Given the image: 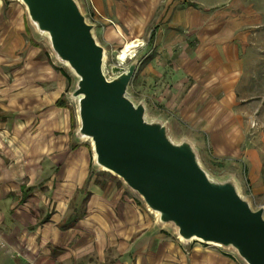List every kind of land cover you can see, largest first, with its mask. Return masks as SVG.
Masks as SVG:
<instances>
[{
    "label": "crops",
    "instance_id": "obj_1",
    "mask_svg": "<svg viewBox=\"0 0 264 264\" xmlns=\"http://www.w3.org/2000/svg\"><path fill=\"white\" fill-rule=\"evenodd\" d=\"M89 4L94 11L88 10L95 13L94 32L112 52L115 45L120 47L128 39L140 40L137 51L142 57L130 83L135 84L139 98L151 99L152 104L156 101L157 107L166 106L189 129L209 133L216 154L221 153V143L228 139V132L252 129L243 120L244 115L264 117V0H89ZM5 21L12 41L17 39L21 44V36L32 35L30 23L23 17L15 19L16 23L10 18ZM46 97H50L49 108L40 116L74 129L77 117L61 90L55 89ZM0 116V121H5L13 113L0 111ZM25 135L26 145L36 139L30 132ZM70 144L66 146L73 159L79 161L75 157L83 150L72 141ZM233 145V171L244 193L250 195L254 205H264V141L263 151L255 144L244 149ZM31 150L35 162L42 160L40 155L46 151L44 146L38 150L32 146ZM52 163L57 165L45 175L43 184L53 187L55 207H45L40 218L39 207H20L27 204L28 194L35 187L18 185L15 201L10 190L0 196V260L18 249L30 257L36 250L45 254L44 249L50 255L47 244L51 242L66 246L64 253L57 255V262L69 257L72 264H78L81 258L76 262L75 256L79 254L84 256V263L90 261L89 254L100 239L94 235L95 224L104 228L106 222L101 224L92 217L82 220L84 211L76 215V206L73 213H64L68 198L74 191L84 192L92 172L80 174L70 166L60 169L53 159ZM35 174L31 172V176ZM69 183L72 186L65 192L64 184ZM63 199L65 205L59 207ZM82 227L88 228L91 235H83L79 231ZM141 228L134 237H123L109 264H179L180 254L173 240ZM100 260L105 264L103 257Z\"/></svg>",
    "mask_w": 264,
    "mask_h": 264
},
{
    "label": "water",
    "instance_id": "obj_2",
    "mask_svg": "<svg viewBox=\"0 0 264 264\" xmlns=\"http://www.w3.org/2000/svg\"><path fill=\"white\" fill-rule=\"evenodd\" d=\"M21 1L54 57L76 76L75 135L90 140L94 165L138 193L182 241L217 242L246 264H264V205H253L236 176L211 175L194 140L175 139L170 119L149 118L146 99L129 92L142 54L111 64L107 76L106 48L79 0Z\"/></svg>",
    "mask_w": 264,
    "mask_h": 264
},
{
    "label": "rangeland",
    "instance_id": "obj_3",
    "mask_svg": "<svg viewBox=\"0 0 264 264\" xmlns=\"http://www.w3.org/2000/svg\"><path fill=\"white\" fill-rule=\"evenodd\" d=\"M1 1L3 5L0 7V111L12 112L13 117L0 121V196L4 191L10 190L9 193L13 195L12 200L15 201L18 193L15 189L18 185L35 187V191L28 194L27 204H22L20 207H39L40 218L46 208L55 207L53 187H50V183L43 184L45 175L54 171L53 168L57 165L52 163L53 159L58 162L60 169L63 166L64 168L70 166L80 174L92 172L91 178L83 187L84 192L74 191L72 198H68L64 216L73 213V207L76 206V215L84 211V214H81L82 220L92 217L102 221L101 224L106 222L104 228L95 224L94 235L99 236L100 239L89 254L90 261L84 263V256L79 254L80 256H75L76 262L81 258L78 264H100L102 262L100 257L104 258L103 263H111L123 237H131V235L134 237L135 233H139L142 229L141 227L144 230L160 232L165 238L173 240L180 254L177 256L179 264H246L231 247H218L197 240L186 242L178 239L174 227L170 224H159L157 216L146 206L138 193L127 187L117 175L94 165L89 139L77 138L75 135L77 123L74 129L69 130L68 124H60L59 121L48 119L47 116H40L49 108L47 99L50 97L46 96L55 89L61 90V96L66 99L67 105L76 115V102L70 97L76 76L64 63L54 57L48 38L31 25L25 5L18 0ZM21 17L30 23L32 35L21 36L22 41L19 44L17 39L12 41L9 38L5 20L10 18L18 21ZM105 48L104 70L106 75L110 76V65L116 63L114 56L120 47L115 45L114 52L106 46ZM138 53L136 49L135 54ZM135 89V84L129 85L132 96L140 99ZM148 89L151 90V87L149 86ZM145 99L148 117L161 116L170 119V131L175 139L183 136L192 138L203 165L214 177L221 178L226 174L236 173L233 171L231 154L236 148L234 143L239 144L243 149L248 145H259L260 151H263L264 117L255 119L244 115L243 120L245 119L252 129L239 133L228 132V139L221 143V153L216 154L210 143L209 133L189 129L180 117L170 114L169 111L172 110L164 105L160 106L163 108L157 107L156 101H153V105L151 99ZM27 132L36 139L28 141L26 145L23 140L26 139ZM71 141L83 150V153L75 157L79 161L73 159L72 151L66 146L67 143L71 146ZM32 146L37 150L40 146H44L46 150L41 155L37 153L42 158L38 160L39 162H35V158L31 155ZM20 169L24 174H20ZM30 171L36 173L34 177L31 176ZM94 184H97V187ZM242 189L245 192L244 186ZM133 218H137V223ZM79 231L83 232V235H91V231L86 227H82ZM65 247L48 242L47 249L50 255L44 249L45 254L36 250L33 257L18 249L19 251L6 254V258L1 256L0 264H72L73 260L67 256L64 261L56 260L57 255L61 256L64 253L62 251L66 250Z\"/></svg>",
    "mask_w": 264,
    "mask_h": 264
},
{
    "label": "bare ground",
    "instance_id": "obj_4",
    "mask_svg": "<svg viewBox=\"0 0 264 264\" xmlns=\"http://www.w3.org/2000/svg\"><path fill=\"white\" fill-rule=\"evenodd\" d=\"M18 1L22 2L21 0H18ZM140 45H141V42L138 38H131V39L124 41L121 44L120 48L115 52L114 58L116 59V63H118L119 65H123L127 59H129L135 55V51ZM92 155H94V154H92ZM92 159H93V156H92ZM100 168L105 170V168H103V167H100ZM64 185H67L65 188V192H68L72 186V183L64 184ZM64 205H65L64 199L60 200L58 206L64 207ZM154 214H155V216H157L156 212H154ZM177 237H178V239L182 240L180 236H177ZM192 240H197L200 242L202 241L201 239H198V238H193ZM206 243L209 245H212V246L222 247L217 242L208 241Z\"/></svg>",
    "mask_w": 264,
    "mask_h": 264
},
{
    "label": "built area",
    "instance_id": "obj_5",
    "mask_svg": "<svg viewBox=\"0 0 264 264\" xmlns=\"http://www.w3.org/2000/svg\"><path fill=\"white\" fill-rule=\"evenodd\" d=\"M85 3L82 4L84 12L86 13L87 16V20L90 22H93V17L95 16V13L93 14L92 12H90L89 10L91 9L92 11H94L92 9V6L89 4V0H84ZM89 9V10H88ZM247 195L250 197V195L247 193ZM251 198V197H250ZM252 201V200H251ZM254 205V204H253ZM256 206V205H255Z\"/></svg>",
    "mask_w": 264,
    "mask_h": 264
}]
</instances>
